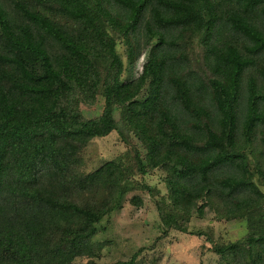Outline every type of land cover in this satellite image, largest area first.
I'll list each match as a JSON object with an SVG mask.
<instances>
[{
  "label": "trees",
  "instance_id": "1",
  "mask_svg": "<svg viewBox=\"0 0 264 264\" xmlns=\"http://www.w3.org/2000/svg\"><path fill=\"white\" fill-rule=\"evenodd\" d=\"M153 170L160 236L264 264V0H0V264H138L95 236ZM208 212L245 233L190 229Z\"/></svg>",
  "mask_w": 264,
  "mask_h": 264
},
{
  "label": "rangeland",
  "instance_id": "2",
  "mask_svg": "<svg viewBox=\"0 0 264 264\" xmlns=\"http://www.w3.org/2000/svg\"><path fill=\"white\" fill-rule=\"evenodd\" d=\"M141 59L134 67L139 70ZM98 108L87 111L93 115ZM124 150L115 132L106 137L94 139L85 151V157L95 165L99 157H113ZM132 158V153L129 152ZM90 165V164H89ZM162 173L153 170L145 175L136 174L140 189L136 191L142 199L138 207L124 202L121 209L109 218H104L98 225L97 240L110 239L101 251L99 261L110 262L115 259H126L137 254L138 264H213L217 255L208 250L209 243L204 237L170 230L164 236L158 227L156 207L150 195L142 190L143 184L155 185L162 193L164 184ZM190 229H208L214 240L223 242L234 240L245 233V225L240 220H218L208 212L203 218L192 217Z\"/></svg>",
  "mask_w": 264,
  "mask_h": 264
}]
</instances>
